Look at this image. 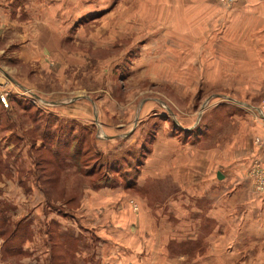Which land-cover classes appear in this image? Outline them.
<instances>
[{
  "label": "rangeland",
  "instance_id": "obj_1",
  "mask_svg": "<svg viewBox=\"0 0 264 264\" xmlns=\"http://www.w3.org/2000/svg\"><path fill=\"white\" fill-rule=\"evenodd\" d=\"M1 9L0 264H264V0Z\"/></svg>",
  "mask_w": 264,
  "mask_h": 264
},
{
  "label": "crops",
  "instance_id": "obj_2",
  "mask_svg": "<svg viewBox=\"0 0 264 264\" xmlns=\"http://www.w3.org/2000/svg\"><path fill=\"white\" fill-rule=\"evenodd\" d=\"M4 10L1 9L0 11V16L3 15ZM2 74L6 77V79H9L12 81V79H14L12 76H8L7 73L3 72L2 71ZM14 82V85L18 88H22L23 85H21L19 82H17L16 80H13ZM255 109V108H254ZM262 116V115H261ZM262 121H263V124H264V115L261 117ZM182 130L185 132L187 131L188 129L187 128H182ZM262 133V139L264 140V130ZM239 152H244V150H240ZM259 153V156H261V158L264 160V147L263 148H260L258 151L255 149V151L252 150H248V152H246L245 154H237L236 156H234V159L232 162L228 163V164H221V165H218L219 168L215 169L214 171V175L218 181V183L222 184V183H229V182H236L238 181V179L240 180L241 177H243L245 175V171H241V169L237 167L238 163L240 165L241 164H244V167H246L249 162L251 161V159L255 156H257V154ZM255 154V155H254ZM247 168V167H246ZM244 174V175H243ZM227 183V184H228ZM236 190H240L241 188H239L238 186L235 187ZM244 188V187H242ZM262 193H264V190L262 191ZM264 195V194H263ZM240 221L239 222H242L244 224H252L254 221H252L254 218L251 216V217H248V215H241L240 216ZM262 221V219H261ZM258 222V221H256ZM218 236H221L220 234H218Z\"/></svg>",
  "mask_w": 264,
  "mask_h": 264
},
{
  "label": "built area",
  "instance_id": "obj_3",
  "mask_svg": "<svg viewBox=\"0 0 264 264\" xmlns=\"http://www.w3.org/2000/svg\"><path fill=\"white\" fill-rule=\"evenodd\" d=\"M221 1H223V2H225L226 3V5H229L231 2H234L235 0H221ZM7 92L6 91H1L0 92V102L4 105V106H7ZM260 189L262 188V187H264V181L261 183V185L260 186H258Z\"/></svg>",
  "mask_w": 264,
  "mask_h": 264
}]
</instances>
